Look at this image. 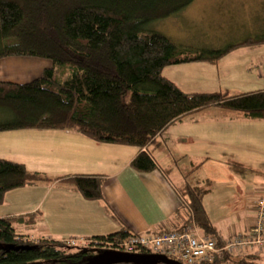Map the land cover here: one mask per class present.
<instances>
[{"label": "trees", "instance_id": "1", "mask_svg": "<svg viewBox=\"0 0 264 264\" xmlns=\"http://www.w3.org/2000/svg\"><path fill=\"white\" fill-rule=\"evenodd\" d=\"M195 1L0 0V61L30 57L52 62L27 84L0 81V133L69 131L106 145L136 147L141 152L132 168L150 173L159 169L150 148L187 117L218 107L250 120L264 119V90L228 97L221 92L186 93L164 75L171 66L215 65L239 48L264 45L262 34L225 49L191 51L151 29L178 17ZM234 169L245 171L239 165ZM53 181L70 183L85 199H103L101 176L51 179L30 172L21 162L0 159V205L9 191ZM185 183L179 192L189 207V221L178 230L194 224L200 233L216 237L202 204L208 191ZM37 220L0 217V264H85L106 252L47 239L32 242L23 231L33 229ZM129 234L91 239L104 245ZM218 246L223 247L220 242ZM257 257L237 262L225 253L213 264H258Z\"/></svg>", "mask_w": 264, "mask_h": 264}, {"label": "crops", "instance_id": "2", "mask_svg": "<svg viewBox=\"0 0 264 264\" xmlns=\"http://www.w3.org/2000/svg\"><path fill=\"white\" fill-rule=\"evenodd\" d=\"M242 49L247 48L239 51ZM50 67L49 60L5 58L0 61V81L27 84ZM256 67L261 68L258 78H264V61ZM17 68L23 70L14 74ZM250 81L251 77L242 86L252 87ZM211 82L205 84V92H222L230 87ZM259 82L258 91L264 90V79ZM213 111L206 113V124L199 122L204 120L196 113L159 137L150 148L159 169L150 173L132 168L131 162L141 152L136 147L106 145L69 131L0 133V159L21 162L30 172L44 173L51 179L75 175L103 178V199L99 201L85 199L66 181L42 182L9 191L0 205V217L38 216L33 229L23 227V234L32 242L100 238L122 232L151 235L177 231L189 221V207L179 192L186 177L177 165L185 159L192 165L191 170L199 165L197 182L205 184L207 187L202 188L208 191L202 204L216 230L217 242L223 246L255 226L256 201L264 196V167L258 166L259 160L264 162V119L250 120L221 108ZM178 126L186 127L183 133L175 132ZM175 145L179 147L172 150ZM173 164L177 169L172 170ZM234 165L243 166L245 171L235 170ZM33 232L38 238L31 236ZM254 257L258 264H264V253L255 250H247L234 260L254 262Z\"/></svg>", "mask_w": 264, "mask_h": 264}, {"label": "rangeland", "instance_id": "3", "mask_svg": "<svg viewBox=\"0 0 264 264\" xmlns=\"http://www.w3.org/2000/svg\"><path fill=\"white\" fill-rule=\"evenodd\" d=\"M151 29L163 33L179 48L191 51L225 49L227 45L237 44L248 39H257L264 34V0H196L191 4L190 8L182 12L178 17L159 21ZM246 48V51L242 49L245 53L243 51L240 52L239 49L241 48H239L215 65L202 63L171 66V68L164 70L163 73L186 93L205 92V84L212 83V80L222 86H230L227 87V90L221 92L224 97L257 92L261 88L259 80L264 79L258 78L261 68L256 67L260 65V62L264 61V45L248 46ZM201 67H206V70L202 71L203 68ZM22 70L17 68L12 72L18 74ZM24 72L26 73V71ZM11 77L14 79L13 74ZM249 77H251L250 83L253 86L250 88L242 86ZM211 109L197 113L201 114L200 118L204 120H199L202 125L208 122H205L206 118H208L206 113H213V110L218 108ZM185 128L178 126L174 130L177 133H183ZM173 131L171 130V133ZM175 147L179 146L175 145L172 150ZM177 165L179 166V172L185 174L186 178L184 180H188L189 183L194 184L193 186L200 185L204 189L207 187L205 184L197 182L200 174L192 172V165H188L185 159L179 160ZM258 166L264 167V162L259 160ZM176 167L173 164L172 170L177 169ZM191 172L192 174H190ZM36 234L33 232L31 236L38 238ZM76 241L78 242L75 244H66L64 243L65 241L62 244L69 248H92L93 252L105 246L102 244L98 245L99 242L91 238L76 239ZM92 243L97 244L93 246Z\"/></svg>", "mask_w": 264, "mask_h": 264}, {"label": "built area", "instance_id": "4", "mask_svg": "<svg viewBox=\"0 0 264 264\" xmlns=\"http://www.w3.org/2000/svg\"><path fill=\"white\" fill-rule=\"evenodd\" d=\"M256 213L255 226L251 232L235 235L222 248L218 246L216 237L200 233L194 224L177 231L167 230L151 235L129 234L123 240L104 244L103 248L130 255H160L182 264H213L221 250L233 255H242L247 250L264 253V196L256 201ZM76 242V239H68L64 243Z\"/></svg>", "mask_w": 264, "mask_h": 264}, {"label": "water", "instance_id": "5", "mask_svg": "<svg viewBox=\"0 0 264 264\" xmlns=\"http://www.w3.org/2000/svg\"><path fill=\"white\" fill-rule=\"evenodd\" d=\"M182 264L160 255H130L115 251L102 252L85 264ZM37 264V263H34Z\"/></svg>", "mask_w": 264, "mask_h": 264}, {"label": "bare ground", "instance_id": "6", "mask_svg": "<svg viewBox=\"0 0 264 264\" xmlns=\"http://www.w3.org/2000/svg\"><path fill=\"white\" fill-rule=\"evenodd\" d=\"M104 249V248H103ZM225 253H228L229 255H231L233 258L235 257V256H237V254H235V255H233V254H230L228 251H225V250H221L219 253H218V256H221V257H223V254H225Z\"/></svg>", "mask_w": 264, "mask_h": 264}]
</instances>
